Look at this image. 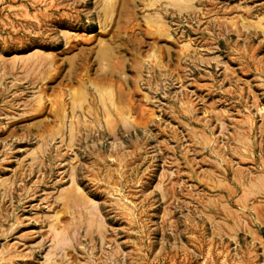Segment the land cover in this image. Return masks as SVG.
<instances>
[{
	"label": "rangeland",
	"instance_id": "rangeland-1",
	"mask_svg": "<svg viewBox=\"0 0 264 264\" xmlns=\"http://www.w3.org/2000/svg\"><path fill=\"white\" fill-rule=\"evenodd\" d=\"M0 264H264V0H0Z\"/></svg>",
	"mask_w": 264,
	"mask_h": 264
}]
</instances>
